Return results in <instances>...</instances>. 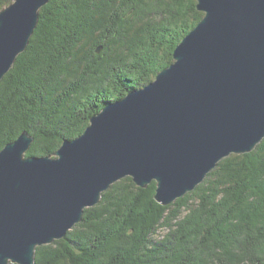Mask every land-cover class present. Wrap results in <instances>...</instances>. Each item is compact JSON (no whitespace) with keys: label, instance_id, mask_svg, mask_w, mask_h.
Here are the masks:
<instances>
[{"label":"trees","instance_id":"1","mask_svg":"<svg viewBox=\"0 0 264 264\" xmlns=\"http://www.w3.org/2000/svg\"><path fill=\"white\" fill-rule=\"evenodd\" d=\"M203 13L196 0H49L0 81V150L26 130L25 155H51L172 63ZM155 185L114 182L34 264H264V138L171 204L155 201Z\"/></svg>","mask_w":264,"mask_h":264},{"label":"water","instance_id":"2","mask_svg":"<svg viewBox=\"0 0 264 264\" xmlns=\"http://www.w3.org/2000/svg\"><path fill=\"white\" fill-rule=\"evenodd\" d=\"M49 0L0 7V81L28 46ZM204 12L145 86L104 106L51 155L26 156L23 130L0 150V264H34L114 182H156L165 206L230 154L264 138V0H196ZM102 46L96 47L99 53Z\"/></svg>","mask_w":264,"mask_h":264},{"label":"rangeland","instance_id":"3","mask_svg":"<svg viewBox=\"0 0 264 264\" xmlns=\"http://www.w3.org/2000/svg\"><path fill=\"white\" fill-rule=\"evenodd\" d=\"M27 152V151H26ZM252 152V151H251ZM250 153V152H249ZM26 154V153H25ZM245 154V153H244ZM231 155V154H230ZM222 160V159H221ZM127 177V176H126ZM129 177V176H128ZM131 177V176H130ZM132 179V178H131ZM156 186V185H155ZM157 187V186H156ZM154 193H155V191H154ZM182 197V196H181ZM92 207V206H91ZM71 230V229H70ZM164 231H166V230H162V229H159L158 230V236H160ZM161 237V236H160ZM160 237H158V238H160ZM47 245V244H46ZM42 246V245H41ZM38 247V246H37Z\"/></svg>","mask_w":264,"mask_h":264}]
</instances>
